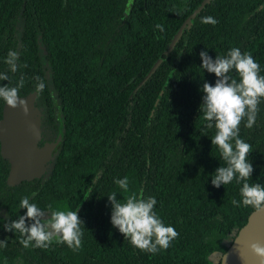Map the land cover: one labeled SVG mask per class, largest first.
<instances>
[{
    "label": "trees",
    "instance_id": "16d2710c",
    "mask_svg": "<svg viewBox=\"0 0 264 264\" xmlns=\"http://www.w3.org/2000/svg\"><path fill=\"white\" fill-rule=\"evenodd\" d=\"M201 1L0 0V72L11 77L0 85L23 76V97L35 92V77L43 79L33 102L37 145L60 136L31 180L8 184L0 155V240H7L0 264H204L220 239L210 222L228 224L230 239L243 225L254 208L231 204L242 185L211 184L225 162L211 145L215 129H205L199 114L200 88L216 79L199 67V53L206 48L214 59L238 47L264 75V0ZM206 16L218 23H202ZM10 50L19 54L16 73L5 63ZM245 122L248 182L264 185V100L254 127ZM125 176L128 192L114 182ZM113 192L121 202L132 192L155 197V212L179 233L170 247L157 254L133 247L110 223ZM25 196L42 209L77 208L80 249L55 241L24 248L19 233L6 232L4 223L26 211Z\"/></svg>",
    "mask_w": 264,
    "mask_h": 264
},
{
    "label": "clouds",
    "instance_id": "9594fccd",
    "mask_svg": "<svg viewBox=\"0 0 264 264\" xmlns=\"http://www.w3.org/2000/svg\"><path fill=\"white\" fill-rule=\"evenodd\" d=\"M204 24L218 23L211 16L201 18ZM156 28L163 32V25ZM202 70L214 74L215 83L204 82L199 114H202L205 129H215L211 145L217 146L225 166H219L211 176V184L215 188L228 185L235 181L242 185L239 189L241 199H232L235 207H252L257 211L264 209V185L249 183L254 171L249 155L252 147L240 138L239 131L242 122L246 128H253L259 112V104L264 100V75H261L260 65L250 53H243L238 47L231 48L225 55H215L213 59L208 52L199 53ZM19 54L10 50L5 63L9 71L18 70ZM25 67L27 65H24ZM235 73V76H233ZM7 72H0V81H9ZM36 80L35 92L44 91L46 84L39 76ZM24 77L21 76L15 86L0 85V101L8 108H20L28 113L27 101L20 95L24 87ZM115 184L124 192L129 191L127 176L116 179ZM32 197L36 193L31 194ZM111 205L110 223L133 247L147 253L157 254L170 247L179 233L171 225H166L155 212L157 203L155 197H145L142 192H132L121 202L115 192L107 196ZM20 209H25L23 215L16 219H8L3 227L6 232L19 233L22 237L19 243L24 248L35 247L47 249L54 241L75 250L82 246L84 227L77 208L75 210L42 209L32 202L28 196L20 200ZM238 237L235 239V242ZM7 240H0V247H6ZM249 252L264 264V244L252 242L248 244Z\"/></svg>",
    "mask_w": 264,
    "mask_h": 264
},
{
    "label": "water",
    "instance_id": "95a60500",
    "mask_svg": "<svg viewBox=\"0 0 264 264\" xmlns=\"http://www.w3.org/2000/svg\"><path fill=\"white\" fill-rule=\"evenodd\" d=\"M209 0H202L206 3ZM35 92H29L27 101L28 113L19 107L8 108L2 104L0 115V155L9 164L6 182L10 185L21 180L39 177L44 171V164L59 140L44 141L37 145L40 138L39 112L34 106ZM238 240L235 242V239ZM264 244V209L251 210L245 222L235 232L226 249L221 253L218 264H259L249 252L248 244Z\"/></svg>",
    "mask_w": 264,
    "mask_h": 264
},
{
    "label": "rangeland",
    "instance_id": "374dc122",
    "mask_svg": "<svg viewBox=\"0 0 264 264\" xmlns=\"http://www.w3.org/2000/svg\"><path fill=\"white\" fill-rule=\"evenodd\" d=\"M210 229L212 231L213 230L216 231L218 233V235H220V239L218 242L215 243L216 244L215 247L211 250V252L207 256V258L205 259L204 264H216L221 253L226 249V247L228 246V244L231 241L229 236H224L225 233H227V232L231 233V231H232V230H229L230 228H229L228 224L222 225V227H219V225L216 221H211L210 222Z\"/></svg>",
    "mask_w": 264,
    "mask_h": 264
}]
</instances>
